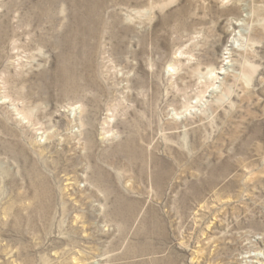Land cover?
<instances>
[{
    "label": "rangeland",
    "instance_id": "rangeland-1",
    "mask_svg": "<svg viewBox=\"0 0 264 264\" xmlns=\"http://www.w3.org/2000/svg\"><path fill=\"white\" fill-rule=\"evenodd\" d=\"M0 264H264V0H0Z\"/></svg>",
    "mask_w": 264,
    "mask_h": 264
}]
</instances>
